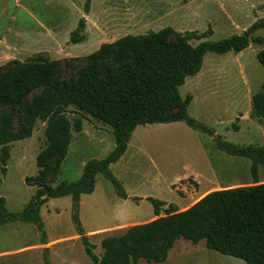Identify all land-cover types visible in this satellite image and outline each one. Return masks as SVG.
I'll list each match as a JSON object with an SVG mask.
<instances>
[{
    "label": "rangeland",
    "instance_id": "rangeland-1",
    "mask_svg": "<svg viewBox=\"0 0 264 264\" xmlns=\"http://www.w3.org/2000/svg\"><path fill=\"white\" fill-rule=\"evenodd\" d=\"M85 2L0 0V34L11 29L10 45L15 47L14 56L3 61L0 71L34 60L56 61L59 74L47 87L51 88L75 80L90 64L89 55L128 35L144 36L169 27L173 30L169 43L185 38L195 47L241 35L264 19V0H90L86 28ZM105 16L106 23L113 21L104 26L107 31L103 33L98 20ZM81 20L84 26L78 33L82 42L73 45L70 35ZM262 49L264 31L260 30L240 54L208 53L199 73L186 78L178 89L181 99L188 102L182 109L211 129L213 136L182 122L139 126L125 154L110 167L125 198L117 195L109 179L96 176L94 192L79 197L77 213L84 236L95 246V255H102L100 244L107 237L183 212L209 193L254 185L251 161L222 152L215 140L238 148H264V120L250 117L251 98L264 81V70L256 60ZM44 89L31 93L19 106L0 108V115L11 117L14 132L27 127L25 111ZM66 116L71 125L81 122L82 130L77 133L72 127L65 157L45 161L44 180L37 178L42 168L37 167L36 159L47 148L45 123L36 121L30 138L10 145L6 175L0 174V196L8 212L19 213L39 187L57 188L77 181L85 163L102 160L114 149L108 126L72 107ZM256 183H264V167H258ZM148 198L165 205L155 214ZM73 214L71 197L52 199L41 208V231L25 223L0 228V264H88ZM137 264L150 263L140 260ZM160 264L245 263L207 250L204 242L192 245L179 239Z\"/></svg>",
    "mask_w": 264,
    "mask_h": 264
},
{
    "label": "trees",
    "instance_id": "trees-1",
    "mask_svg": "<svg viewBox=\"0 0 264 264\" xmlns=\"http://www.w3.org/2000/svg\"><path fill=\"white\" fill-rule=\"evenodd\" d=\"M89 3L90 0H86L85 14L89 12ZM83 26L81 20L78 30L70 35L71 44L82 42L78 31ZM260 30L264 31V19L256 21L241 35L203 42L195 47L185 38L169 43L167 39L173 34L169 27L144 36L128 35L102 45L89 55L90 64L75 80L51 88L47 87L59 74L56 61L34 60L16 64L6 72L0 71V108L19 106L31 93L45 88L25 111L27 127L14 132L11 117L0 115L2 176L7 172L10 145L30 138L36 121L45 123L47 143V148L36 159L37 167L42 168L37 178L43 179L48 158L66 156L72 141V127L77 133L82 130L81 122L70 124L66 116L70 107L108 126L115 140L114 149L104 159L84 164L77 181L57 188L39 187L19 213L8 212L6 201L0 196V228L9 223H25L41 231L42 206L48 200L71 197L72 221L81 236L88 264H137L140 260L160 264L179 239L192 245L204 242L207 250L245 264H264V183H256L258 167H264V148H238L216 139L222 152L251 161L254 185L209 193L183 212L136 226L121 236L107 237L100 244L101 256L95 255V246L84 236L77 217L79 197L94 192L97 175L109 179L117 195L125 198V191L110 167L125 154L137 127L182 122L194 131L213 136L211 129L196 122L182 109L188 102L181 99L178 89L186 78L199 73L206 54H240ZM256 60L264 70V49L256 54ZM250 117L264 120V81L259 92L251 98ZM147 202L155 214L165 205L151 198Z\"/></svg>",
    "mask_w": 264,
    "mask_h": 264
},
{
    "label": "crops",
    "instance_id": "crops-1",
    "mask_svg": "<svg viewBox=\"0 0 264 264\" xmlns=\"http://www.w3.org/2000/svg\"><path fill=\"white\" fill-rule=\"evenodd\" d=\"M91 16V8L89 9V13H87L85 15V25H86V28H88V21H89V18ZM106 19L107 17L105 16L103 19H99V23H98V28H100L101 32L105 33L106 31L104 30V26H108L110 24L111 19L108 20V22L106 23ZM97 21V22H98ZM101 24V25H99ZM44 26V25H43ZM13 33L11 31V29H7L6 31L4 30L2 34H0V65L3 63V61L5 59H8L10 57H13L14 56V53H15V47L13 45H10L11 43V40H10V36H12ZM14 39H18V38H14ZM114 43V42H113ZM111 44V43H109ZM104 45V44H103ZM203 198V197H202ZM216 253V252H215Z\"/></svg>",
    "mask_w": 264,
    "mask_h": 264
}]
</instances>
